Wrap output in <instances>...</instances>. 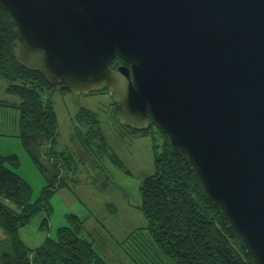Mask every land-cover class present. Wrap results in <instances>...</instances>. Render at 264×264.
Masks as SVG:
<instances>
[{
  "label": "water",
  "instance_id": "95a60500",
  "mask_svg": "<svg viewBox=\"0 0 264 264\" xmlns=\"http://www.w3.org/2000/svg\"><path fill=\"white\" fill-rule=\"evenodd\" d=\"M12 55L52 88L152 120L264 264V0H0ZM119 57L123 64L111 69Z\"/></svg>",
  "mask_w": 264,
  "mask_h": 264
},
{
  "label": "trees",
  "instance_id": "16d2710c",
  "mask_svg": "<svg viewBox=\"0 0 264 264\" xmlns=\"http://www.w3.org/2000/svg\"><path fill=\"white\" fill-rule=\"evenodd\" d=\"M15 39L14 25L7 11L0 8V78L5 82L6 95L15 96L18 101L12 105L18 111L17 138L30 160L46 176L50 173L41 163L39 151L46 144L50 157L54 153L57 119L49 95L59 87H50L38 72L16 63L12 55ZM120 64L122 61L116 56L110 67L115 69ZM0 104L9 103L0 100ZM112 105L117 113L118 107L113 102ZM75 120L80 126H87L89 138L104 140L93 110L80 108ZM153 128L163 143L159 146L153 137L154 170L139 187V210L146 221L143 229H147L149 237L139 236L134 240L131 236L142 233L140 228L118 242L124 256L132 264L148 261L150 264H254L219 209L204 195L185 155L172 151L167 137L154 122L150 130ZM84 142L89 146L87 138ZM51 165L55 168L50 174L53 181L59 165L55 162ZM15 167V156L0 155V230L3 234L0 264H108L92 241L81 236L83 222L74 214L67 215L68 226L57 228L55 235L47 236L39 247L28 248L20 240L18 227L29 222L40 203L27 204L30 187L15 173ZM49 189L54 190L52 182L43 188V196ZM153 245L157 251L154 257L146 248L150 246L153 250ZM139 255L143 259H137Z\"/></svg>",
  "mask_w": 264,
  "mask_h": 264
},
{
  "label": "rangeland",
  "instance_id": "374dc122",
  "mask_svg": "<svg viewBox=\"0 0 264 264\" xmlns=\"http://www.w3.org/2000/svg\"><path fill=\"white\" fill-rule=\"evenodd\" d=\"M4 84L0 78V100L16 98L6 95ZM49 96L57 119V135L51 157L44 144L39 158L50 174L55 171L51 162L59 165L53 181L52 175L45 176L36 167L13 136L14 126L18 127V111L0 108V133L3 134L0 155L16 157L17 167L13 170L30 187L27 204L40 203L29 222L18 227V236L28 248L34 249L47 236L53 237L57 228L68 226L67 215L74 214L83 222L81 236L92 241L108 264H132L119 249L118 242L140 228L142 233L131 237L134 240L139 236L149 237L147 229H143L146 221L139 210V187L154 170L153 137L159 146L163 138L156 128L133 132L122 125L108 92L81 94L57 88ZM80 108L97 114L103 141L99 137L89 138L87 126L77 124L75 118ZM51 182L54 190L49 189L43 196V188ZM0 237H3L1 230ZM129 241L130 238L126 243ZM146 248L150 256L157 254L154 245L153 250L150 246ZM137 259L143 258L139 255Z\"/></svg>",
  "mask_w": 264,
  "mask_h": 264
},
{
  "label": "crops",
  "instance_id": "0c3cea01",
  "mask_svg": "<svg viewBox=\"0 0 264 264\" xmlns=\"http://www.w3.org/2000/svg\"><path fill=\"white\" fill-rule=\"evenodd\" d=\"M4 88H5V84H4ZM4 88H3V90H4ZM1 100L6 101L7 104L9 103L10 105L9 104L8 105L0 104V108H4L6 110H7V108H11V109L13 108L14 110H16V108H14L12 105L18 103L17 99L12 98V97H7V98L1 99ZM14 122H15V120H14ZM17 132H18V127L16 124L14 126L13 136L17 137V134H18ZM1 135H3V134L0 133V136ZM6 136L8 137V135H6Z\"/></svg>",
  "mask_w": 264,
  "mask_h": 264
},
{
  "label": "flooded vegetation",
  "instance_id": "af4514ba",
  "mask_svg": "<svg viewBox=\"0 0 264 264\" xmlns=\"http://www.w3.org/2000/svg\"><path fill=\"white\" fill-rule=\"evenodd\" d=\"M123 64V63H122ZM121 65V64H120ZM99 93H105V92H107L106 90H101V91H98ZM94 93H96V92H94ZM89 94H93V93H89ZM151 121V125H150V127L146 130V131H148V130H150V128L152 127V123H153V121L152 120H150Z\"/></svg>",
  "mask_w": 264,
  "mask_h": 264
}]
</instances>
